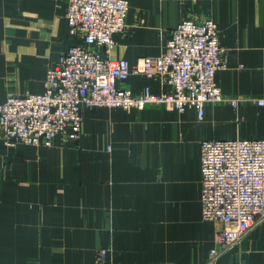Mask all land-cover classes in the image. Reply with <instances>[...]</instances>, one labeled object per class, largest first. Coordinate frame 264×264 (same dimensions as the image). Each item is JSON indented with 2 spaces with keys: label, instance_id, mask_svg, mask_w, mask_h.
<instances>
[{
  "label": "crops",
  "instance_id": "crops-1",
  "mask_svg": "<svg viewBox=\"0 0 264 264\" xmlns=\"http://www.w3.org/2000/svg\"><path fill=\"white\" fill-rule=\"evenodd\" d=\"M67 0H0V101L41 93L46 70L70 45ZM109 51L130 66L162 52L182 19L218 25L225 99L179 113L159 104L82 111L75 141L7 144L0 133V264H264V220L218 253L219 221L200 205V142L264 139V0H128ZM133 94L157 78L132 73ZM236 100L232 106L229 100Z\"/></svg>",
  "mask_w": 264,
  "mask_h": 264
},
{
  "label": "built area",
  "instance_id": "built-area-1",
  "mask_svg": "<svg viewBox=\"0 0 264 264\" xmlns=\"http://www.w3.org/2000/svg\"><path fill=\"white\" fill-rule=\"evenodd\" d=\"M128 0H67L65 20L70 45L47 68L41 93L7 95L0 101V133L7 144L51 146L79 138L82 111L91 107L143 109L150 104L183 113L193 109L202 121L204 106L225 99L215 74L227 67L210 18H186L169 32L158 55L130 66L109 51L126 27ZM157 78L166 90L149 85L133 94L120 83L130 74ZM232 106L236 100H229ZM263 105L262 99L258 100ZM200 205L204 221L222 223L212 260L231 249L264 220V139H204L200 142Z\"/></svg>",
  "mask_w": 264,
  "mask_h": 264
},
{
  "label": "rangeland",
  "instance_id": "rangeland-1",
  "mask_svg": "<svg viewBox=\"0 0 264 264\" xmlns=\"http://www.w3.org/2000/svg\"><path fill=\"white\" fill-rule=\"evenodd\" d=\"M216 24H217V23H216ZM217 26H218V25H217ZM218 39H219V38H218ZM229 103H230V101H229ZM230 105H231V104H230ZM203 140H204V139H203ZM247 234H248V233H247ZM247 234H246V235H247ZM246 235H245V236H246ZM245 236H243V237H245ZM243 237H242V238H243ZM242 238H241V239H242ZM241 239H240V240H241ZM240 240H239V241H240ZM239 241H238V242H239ZM238 242H237V243H238ZM237 243L234 244V246L237 245ZM234 246H233V247H234ZM208 252H210V250H209Z\"/></svg>",
  "mask_w": 264,
  "mask_h": 264
}]
</instances>
